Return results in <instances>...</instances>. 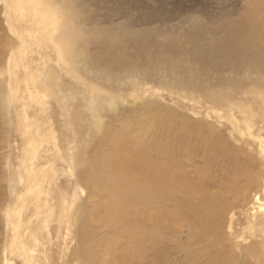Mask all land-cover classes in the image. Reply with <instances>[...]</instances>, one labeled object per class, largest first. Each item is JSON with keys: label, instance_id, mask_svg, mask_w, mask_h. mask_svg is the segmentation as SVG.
<instances>
[{"label": "rangeland", "instance_id": "obj_1", "mask_svg": "<svg viewBox=\"0 0 264 264\" xmlns=\"http://www.w3.org/2000/svg\"><path fill=\"white\" fill-rule=\"evenodd\" d=\"M0 1V264H237L173 262V219L167 211L159 223L147 209L139 218L152 225L145 231L151 239L143 261L138 255L128 260L123 250L129 222L116 198L124 197V188L134 179L113 187L96 173L110 172L106 151L123 146L127 154L129 145L142 140L150 147L164 146L166 138L173 142L168 135L173 122H199L211 132H227V122L212 117L235 112V104L249 94L224 86L234 78L229 69L221 74V66L205 73L192 67L191 74L183 68L185 76L203 86L200 93L177 85L181 78L173 62L185 61L187 55L167 56L165 44L174 41L188 50L185 37L194 32L201 38L200 50L213 54L240 23L256 26L262 39L264 0H32L36 5L24 2L20 8L18 0ZM65 32L73 44L71 54ZM150 39L159 61L172 65L171 71H151L148 63L139 74L107 64L109 58L133 54ZM148 55L146 51L143 57ZM243 78L250 82L256 76L244 71ZM211 96L225 109L210 101ZM252 101L257 102L247 100ZM10 171L13 201L5 195ZM156 196L171 206L173 186ZM9 207L13 211L7 224ZM242 230L250 235L249 227Z\"/></svg>", "mask_w": 264, "mask_h": 264}, {"label": "bare ground", "instance_id": "obj_2", "mask_svg": "<svg viewBox=\"0 0 264 264\" xmlns=\"http://www.w3.org/2000/svg\"><path fill=\"white\" fill-rule=\"evenodd\" d=\"M24 2L35 5L37 3L32 0H18L17 8H20ZM8 16L10 18V15ZM63 40L67 51L71 54L73 44L67 32L64 33ZM200 40L194 32H191L185 37V43L190 46L188 50H184L185 45L179 46L174 41L165 44L164 51L169 54L167 56L178 57L182 51L187 55L185 61L173 62L176 64L173 65V71L181 78L180 82L173 81V83L200 93L204 90L203 86L197 84L190 76H185L183 68L187 69L189 74L192 73V67L205 73L221 66L218 69L221 74L229 69L234 79L226 81L224 86L232 87L249 96L242 99L243 103L240 101L239 104H235L237 106L235 112H229L226 117H219L221 115L212 117L220 123L226 121L227 124L224 126L227 132H211L199 122L179 121L181 125L173 122V128L168 130L173 142L166 138L164 142L167 143L164 146L157 144L153 145L156 147H150V144L147 145L145 140L144 142L142 140L129 145L127 154H123V146L111 150L112 152L106 151L104 158L110 172H97L96 175L113 187H123L122 181L125 178L132 176L134 179L124 188L121 194L124 197L114 195L122 209L126 210L127 223L129 222V227L125 230L128 239L124 236L126 240L123 250L128 260L135 261L134 255H138L140 261H143L144 249L151 239L150 236L145 235V231L152 229V225L145 226L139 218L145 215L147 209L154 211L159 223L164 218L160 215L167 211L169 218L173 219V262L264 264V202L262 201L264 198V101H261V96L264 94V80L260 79L264 76V38L261 39L256 26L248 27L240 23L215 46L213 54L200 50ZM156 48L155 41L144 40L133 54L109 58L106 62L112 68H131L139 74L140 69L148 63L152 66L151 71L157 69L171 71L169 66L172 65H165L159 61ZM146 51L149 55L143 57ZM10 66H12L11 61L7 65L9 70ZM244 71H248L250 76L256 78L250 79V82L246 81L243 78ZM197 77L199 76L196 75L195 78ZM221 79L222 77H219L215 80L216 83ZM249 87L251 88L249 92H245ZM10 98L12 97H9V100ZM208 99L225 109L224 105L217 103V98L211 96ZM251 99L257 102L252 101L253 104L247 102ZM11 106L12 103L9 104L8 113ZM239 113H242L241 117ZM230 119H235V122L239 120L240 123L236 126L228 121ZM230 133L235 135L234 139L231 138ZM123 155L127 156L125 160L122 159ZM100 160L101 157L96 159L97 164ZM5 164L12 167L10 162ZM18 177L22 179L19 174ZM12 178L10 171L7 175L9 190L6 186L5 195L9 193L11 200L15 193L11 188ZM83 180H85L84 176ZM168 186H173L171 206L167 205L166 200L161 202L164 198L156 196L160 189ZM104 191H106L104 194L108 192L106 189ZM163 203L164 205L158 207ZM140 206L143 208L138 210ZM11 211L13 210L9 207L5 212L4 222L7 224L11 220ZM143 226L144 232H142ZM242 226L249 227V236L243 232ZM110 243L113 244V240L110 239ZM100 264H143V262H101Z\"/></svg>", "mask_w": 264, "mask_h": 264}]
</instances>
